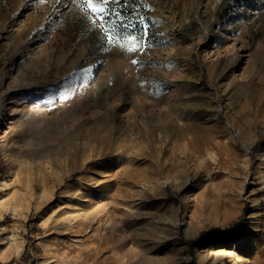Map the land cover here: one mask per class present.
<instances>
[{
  "label": "rangeland",
  "instance_id": "1",
  "mask_svg": "<svg viewBox=\"0 0 264 264\" xmlns=\"http://www.w3.org/2000/svg\"><path fill=\"white\" fill-rule=\"evenodd\" d=\"M106 8L0 0V264H264V0Z\"/></svg>",
  "mask_w": 264,
  "mask_h": 264
},
{
  "label": "snow or ice",
  "instance_id": "2",
  "mask_svg": "<svg viewBox=\"0 0 264 264\" xmlns=\"http://www.w3.org/2000/svg\"><path fill=\"white\" fill-rule=\"evenodd\" d=\"M74 2L82 5V11L85 13H91L96 16H103L106 13V6L110 3V0H74ZM115 2V0H112ZM109 42H111V37H109ZM127 52L135 51V46L128 48ZM132 63L135 65L139 63V61L133 60Z\"/></svg>",
  "mask_w": 264,
  "mask_h": 264
},
{
  "label": "trees",
  "instance_id": "3",
  "mask_svg": "<svg viewBox=\"0 0 264 264\" xmlns=\"http://www.w3.org/2000/svg\"><path fill=\"white\" fill-rule=\"evenodd\" d=\"M210 232L212 233L213 236H219L221 235L223 232H224V229H220V228H212L210 230ZM204 236L203 237H197L193 240V242H200L201 240H203Z\"/></svg>",
  "mask_w": 264,
  "mask_h": 264
},
{
  "label": "bare ground",
  "instance_id": "4",
  "mask_svg": "<svg viewBox=\"0 0 264 264\" xmlns=\"http://www.w3.org/2000/svg\"><path fill=\"white\" fill-rule=\"evenodd\" d=\"M5 191H7V189H9L10 188V182H8V181H4V183H3V187H2ZM250 229V225H246L245 226V228H243L242 230H240L239 232H238V234L237 235H242V233H244V232H246L247 230H249ZM14 237V236H13ZM13 242V241H12Z\"/></svg>",
  "mask_w": 264,
  "mask_h": 264
}]
</instances>
